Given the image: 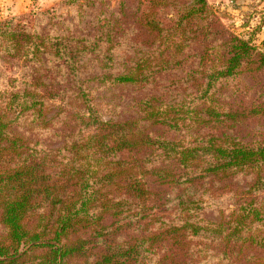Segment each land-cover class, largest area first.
<instances>
[{"label": "trees", "instance_id": "obj_1", "mask_svg": "<svg viewBox=\"0 0 264 264\" xmlns=\"http://www.w3.org/2000/svg\"><path fill=\"white\" fill-rule=\"evenodd\" d=\"M65 1L81 23L91 1V29L0 21L23 62L0 97V264H264V138L237 129L264 98L222 88L264 50L208 0ZM93 84L142 91L137 115L105 119Z\"/></svg>", "mask_w": 264, "mask_h": 264}, {"label": "rangeland", "instance_id": "obj_2", "mask_svg": "<svg viewBox=\"0 0 264 264\" xmlns=\"http://www.w3.org/2000/svg\"><path fill=\"white\" fill-rule=\"evenodd\" d=\"M89 1V0H88ZM118 0H112L111 8L116 7ZM213 14L221 19L222 23L234 34L239 35L251 41L259 51L264 50V39L259 38L257 33L261 32L264 25V0L259 3L250 2L245 22L239 24L236 20L235 8L237 0H208ZM78 6L69 5L65 0H9L7 4L0 6V21H5L13 17H23L25 15L37 14L49 11L41 21L40 27L44 31L53 28H59L61 31H67L68 25L73 30L80 31L83 28L91 29V15L94 16L96 9L90 6L82 12L83 23L79 22L77 17ZM59 20H65L66 23L61 26H54ZM248 27V28H247ZM193 62L185 64L188 69ZM22 60L12 58L6 52L0 50V97H6L12 80L20 78L22 69ZM186 76V71H175L168 73L157 80V86L172 84L174 81ZM93 95L97 101L99 109L105 119L110 117H129L137 115L139 111L138 101L142 99L143 92L133 87L123 88L120 85L101 86L93 84ZM91 90V84L89 86ZM223 93L227 101H233L236 105L250 107L252 103L259 102L264 97V71H258L254 74H242L234 81L225 84ZM181 94L184 92H180ZM240 137L246 141L260 140L264 138V114L249 115L237 123ZM249 179L235 180L236 188H246ZM218 211L210 214L211 217H217Z\"/></svg>", "mask_w": 264, "mask_h": 264}, {"label": "crops", "instance_id": "obj_3", "mask_svg": "<svg viewBox=\"0 0 264 264\" xmlns=\"http://www.w3.org/2000/svg\"><path fill=\"white\" fill-rule=\"evenodd\" d=\"M260 1L261 0H237V6L234 11L236 15V20L239 24L245 22L246 17L244 16H247V12L245 11L248 9L247 4H249L250 2L259 3ZM7 2H9V0H0V6L7 4ZM257 36H259V38L261 39H264V25L262 26L261 32L257 33Z\"/></svg>", "mask_w": 264, "mask_h": 264}]
</instances>
